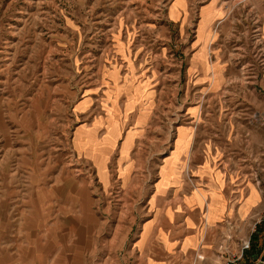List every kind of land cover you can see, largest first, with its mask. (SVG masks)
I'll use <instances>...</instances> for the list:
<instances>
[{
  "label": "rangeland",
  "instance_id": "obj_1",
  "mask_svg": "<svg viewBox=\"0 0 264 264\" xmlns=\"http://www.w3.org/2000/svg\"><path fill=\"white\" fill-rule=\"evenodd\" d=\"M200 44L210 75L187 91ZM134 81L159 91L129 114ZM142 110L129 177L119 143L106 188L78 139L100 141L113 118L124 137ZM182 131L204 156L193 169H237L264 194V0H0V185L32 198L34 217L6 264H131L135 211Z\"/></svg>",
  "mask_w": 264,
  "mask_h": 264
},
{
  "label": "crops",
  "instance_id": "obj_2",
  "mask_svg": "<svg viewBox=\"0 0 264 264\" xmlns=\"http://www.w3.org/2000/svg\"><path fill=\"white\" fill-rule=\"evenodd\" d=\"M208 53V45L200 44V49L194 55L193 69L190 62L188 83L185 86L187 91H190L193 72L199 71L201 78L210 75L206 73L210 59ZM143 91L159 90L137 85L135 81L130 84L127 103L129 114L141 105L138 100L144 95ZM146 117L147 114L142 110L136 117L135 127L124 137L119 133L117 119L113 118L107 136L100 141L96 142V137L89 133L78 139V148L90 152L88 156L95 162L98 177L106 188L111 181L109 162L119 143L121 177L128 179L132 164L125 163L130 161L136 130L142 127ZM119 125L121 127V122ZM186 133L180 132L174 150L166 159L162 183L146 205L140 201L141 212L135 211L140 215V227L131 248L126 252L130 263L218 264L238 253L243 242L252 240L257 230L262 244L259 245L257 240L255 248L248 249L238 264H264V232H260L264 194L259 183L243 178L237 169H230L227 177L204 164L193 169L192 160L202 162L204 156L197 157L199 155L192 153V137ZM91 144L92 147L89 146ZM130 185H125L126 190ZM14 189L18 191L15 186L9 187L5 194V185H0V264H6V254H10L14 247L6 240L19 239L21 231L26 229L25 225L34 222L33 199L12 197ZM8 256L9 263L16 258V255Z\"/></svg>",
  "mask_w": 264,
  "mask_h": 264
},
{
  "label": "built area",
  "instance_id": "obj_3",
  "mask_svg": "<svg viewBox=\"0 0 264 264\" xmlns=\"http://www.w3.org/2000/svg\"><path fill=\"white\" fill-rule=\"evenodd\" d=\"M251 248V239L243 242L240 250L236 254H232L227 259L219 262L218 264H238L244 257L245 252Z\"/></svg>",
  "mask_w": 264,
  "mask_h": 264
},
{
  "label": "trees",
  "instance_id": "obj_4",
  "mask_svg": "<svg viewBox=\"0 0 264 264\" xmlns=\"http://www.w3.org/2000/svg\"><path fill=\"white\" fill-rule=\"evenodd\" d=\"M258 239H257V234H256V232L253 234V236H252V244H251V249H254L255 248V242L257 241Z\"/></svg>",
  "mask_w": 264,
  "mask_h": 264
}]
</instances>
